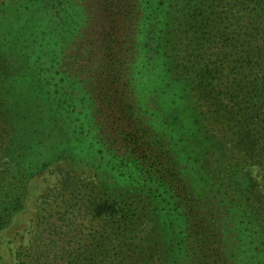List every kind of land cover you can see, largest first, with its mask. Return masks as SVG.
I'll use <instances>...</instances> for the list:
<instances>
[{"label":"rangeland","instance_id":"rangeland-1","mask_svg":"<svg viewBox=\"0 0 264 264\" xmlns=\"http://www.w3.org/2000/svg\"><path fill=\"white\" fill-rule=\"evenodd\" d=\"M177 5V0H0V19L13 26L10 34L0 30V121L16 151L14 171L29 166L21 208L0 230V264H16V251L33 235L42 197L63 180L95 187L94 202L115 206L117 221H135L146 238L147 264H179L183 245L189 256L184 264H206L205 250L195 244L201 234L176 231L187 215L178 217L169 205L184 200L194 223L210 199L222 195L218 187L205 189L212 183L208 168L185 140L192 115L205 109L187 97L173 102L175 93H188L176 88L170 71L158 76L164 90L146 84L152 61L160 51L169 54L156 36L161 26L172 29ZM111 65L110 74L101 73ZM205 128L200 122L201 149L221 139L208 140ZM227 156L215 158L220 171L224 160L238 164L243 184L255 187L258 169ZM157 171L168 176L163 180ZM258 207L264 227L262 204Z\"/></svg>","mask_w":264,"mask_h":264},{"label":"trees","instance_id":"trees-1","mask_svg":"<svg viewBox=\"0 0 264 264\" xmlns=\"http://www.w3.org/2000/svg\"><path fill=\"white\" fill-rule=\"evenodd\" d=\"M177 2L170 16L172 29L161 26L156 36L159 45L162 37L169 54L165 57L160 51V57L152 61L146 84L164 90L160 87L165 82L158 76L170 71L176 88L188 93L185 97L175 93L173 102L187 97L192 106L205 109L192 115L185 140L208 168L206 175L212 183L206 181L205 189L218 187L222 195L210 199V207L206 206L204 216H195L194 223L188 220L186 202L172 201L171 213L187 215L184 227L176 225V231L185 234L191 228L201 234L195 244L205 250L202 260L206 258V264H262L264 227L261 208L255 207L262 204L264 210V0ZM12 29L5 18L0 19L1 31L10 34ZM112 70L113 65L107 66L101 73ZM176 113L182 115L179 109ZM200 122L206 125L202 133L208 140L221 138L204 149L197 143ZM4 130L0 121V162L6 159L0 164V230L21 208L20 194L29 174V166L23 164L14 171L16 151ZM227 154L258 169L255 187L243 184L242 175L236 171L238 164L234 167L224 160L220 171L215 158H227ZM156 173L163 180L168 176L166 172ZM83 188L63 180L45 193L33 235L15 253L16 264H147L146 238L139 225L131 219L117 221L115 206L94 202L95 187ZM223 203L226 205L219 219L217 213ZM180 251L183 259L176 262L184 264L189 258L186 245L180 246ZM197 264H202L201 260Z\"/></svg>","mask_w":264,"mask_h":264}]
</instances>
